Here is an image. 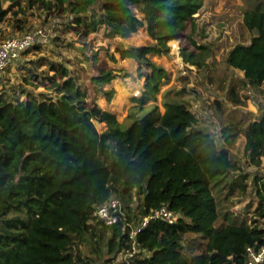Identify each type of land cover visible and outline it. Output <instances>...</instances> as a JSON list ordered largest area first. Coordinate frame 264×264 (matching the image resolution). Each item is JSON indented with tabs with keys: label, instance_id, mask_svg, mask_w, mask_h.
Returning <instances> with one entry per match:
<instances>
[{
	"label": "trees",
	"instance_id": "16d2710c",
	"mask_svg": "<svg viewBox=\"0 0 264 264\" xmlns=\"http://www.w3.org/2000/svg\"><path fill=\"white\" fill-rule=\"evenodd\" d=\"M10 1L25 17L33 3L50 16H66L64 28L81 39L101 29L108 38L127 37L146 26L153 41L116 46L121 58L138 62L145 77L141 105L130 109L126 127L116 113L88 99L85 81L64 61L51 62V94L29 92L13 100L0 93V264H121L133 245L131 230L164 205L177 220H150L136 237L129 264H246L247 246H264V108L259 115L227 119L224 142L199 127L183 95L166 97L163 112L153 104L141 113L167 75L151 56L168 54L169 41L196 26L204 0ZM7 14L2 9L0 21ZM26 18L15 24L21 32L32 26ZM243 18L255 33L226 58L244 73L226 93L237 107L247 103L242 89L264 85V0H246ZM182 52L185 62L199 65L194 51ZM120 75L128 73L98 68L88 82L110 98L114 89L103 87ZM215 103L224 113V102ZM95 120L107 128L100 131ZM240 134L243 161L232 154ZM251 193L256 207L241 220L236 213L233 218L227 199ZM110 197L121 204L114 224L94 215Z\"/></svg>",
	"mask_w": 264,
	"mask_h": 264
},
{
	"label": "rangeland",
	"instance_id": "374dc122",
	"mask_svg": "<svg viewBox=\"0 0 264 264\" xmlns=\"http://www.w3.org/2000/svg\"><path fill=\"white\" fill-rule=\"evenodd\" d=\"M27 1L22 0L23 3ZM18 8L17 5H11L10 0L0 3V11L8 9V14L0 21V40L20 32L15 24L26 17L31 28H45L48 36L40 44V49L33 47L27 55L23 54L19 60L0 71V93L5 92L13 100L24 99L29 92L37 94L46 91L51 94L53 88H49L48 79L54 74V71L49 70L51 62L64 61L80 80L85 81L88 99L94 98L103 109L116 113L124 127L128 126L131 123L128 112L134 105H141L139 100L143 96L145 77L139 74L138 62L134 58H121L116 46L118 43L129 46L152 42L146 26L127 37L108 38L101 29L81 39L68 26L64 28L68 21L66 16H50L36 3L31 5L26 17L23 13H16ZM245 8L246 0H204V5L195 14L196 26L193 28L189 25L182 36L171 39L168 54L151 56L153 61L163 66L167 75L161 82L156 99L150 98L143 103L145 106L141 110L142 114L151 110L153 104H157L163 112V100L166 97L183 95L191 100L192 110L199 118V127L210 130L219 142H224L221 127L231 124L227 119H234L244 112L260 114L259 108H264V85L258 90L246 87L240 91V95L246 99L245 106L232 105L226 98L230 83L244 76L241 70L227 63L228 50L236 43H249L255 33L245 26ZM190 35L198 44H204L205 48L198 47ZM183 49L187 52L194 51L199 65L185 62ZM98 68L115 72L123 69L128 73L103 87V90L114 89L110 92V98L88 82ZM137 90L140 92L136 93ZM218 100L224 102V113L215 103ZM95 123L100 131L107 128L105 122L95 120ZM244 144L245 136L240 134L232 147L234 159L243 161ZM247 167L253 170L252 166ZM260 169L264 172V162ZM257 203L258 199L253 193L234 195L226 201L233 212L231 216H240L237 220L246 216L247 210L252 211Z\"/></svg>",
	"mask_w": 264,
	"mask_h": 264
},
{
	"label": "built area",
	"instance_id": "2783aa9c",
	"mask_svg": "<svg viewBox=\"0 0 264 264\" xmlns=\"http://www.w3.org/2000/svg\"><path fill=\"white\" fill-rule=\"evenodd\" d=\"M47 36L48 32L45 28L35 27L0 40V71L14 61L19 60L27 50L44 43ZM139 92L140 90H137L136 93ZM120 206L119 199L110 197L105 202L95 207L94 215L98 219L104 220L107 224H114L119 219L118 212H121ZM156 218H162L173 223L177 220L178 215L171 211L168 206L164 205L153 211L149 216L144 217L130 232L133 245L132 248L123 255L125 262L121 264H129L128 260H131L137 252L136 237L138 233L145 228L150 220ZM247 256L246 264H263L264 246L260 248L247 246Z\"/></svg>",
	"mask_w": 264,
	"mask_h": 264
},
{
	"label": "crops",
	"instance_id": "0c3cea01",
	"mask_svg": "<svg viewBox=\"0 0 264 264\" xmlns=\"http://www.w3.org/2000/svg\"><path fill=\"white\" fill-rule=\"evenodd\" d=\"M20 32H21V31H20ZM20 32H18V33H20ZM18 33H17V34H18Z\"/></svg>",
	"mask_w": 264,
	"mask_h": 264
}]
</instances>
